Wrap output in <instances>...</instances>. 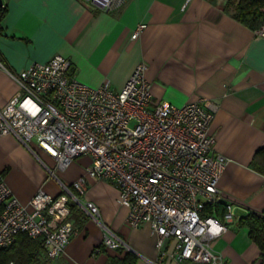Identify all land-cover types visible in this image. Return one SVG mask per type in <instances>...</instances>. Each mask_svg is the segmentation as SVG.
<instances>
[{
  "label": "crops",
  "instance_id": "0c3cea01",
  "mask_svg": "<svg viewBox=\"0 0 264 264\" xmlns=\"http://www.w3.org/2000/svg\"><path fill=\"white\" fill-rule=\"evenodd\" d=\"M1 1L0 107L17 89L9 72L55 54L68 57L74 76L90 86L108 81L120 89L144 62L154 100L215 104L209 129L214 152L227 158L219 187L234 218L212 249L226 264H256L260 250L239 219L264 210V173L258 170L264 154L254 158L264 147V36L234 16L236 0H125L111 9L88 0ZM139 23L145 26L133 38ZM89 162L80 155L51 174L14 134H0V174L23 203L39 188L58 194L61 184L83 175ZM72 193L78 201L69 199L78 210L68 217L74 234L65 253L46 259L42 250L35 264H109L127 250L137 256L135 264H189L159 257L148 222L128 224V208L118 202L112 182L87 177L83 192ZM86 201L97 205L100 222L80 205ZM106 228L122 247L104 246Z\"/></svg>",
  "mask_w": 264,
  "mask_h": 264
},
{
  "label": "built area",
  "instance_id": "2783aa9c",
  "mask_svg": "<svg viewBox=\"0 0 264 264\" xmlns=\"http://www.w3.org/2000/svg\"><path fill=\"white\" fill-rule=\"evenodd\" d=\"M88 1L111 9L125 0ZM144 26L137 24L131 36L136 37ZM254 32L264 36V23ZM145 70L146 64L139 62L123 87L114 89L108 81L97 86L79 81L71 60L63 55L32 61L9 72L17 89L0 107V134H14L51 174L87 155L90 162L71 188L82 193L87 177L112 182L118 202L128 208V224H150L160 258L226 264L212 249L213 241L234 218L230 202H225L221 217L213 206L223 201L219 179L227 163L224 155L214 152L209 129L216 106L154 100ZM71 188L61 184L58 194L39 188L23 203L0 174V249L25 232L40 239L46 259L64 254L74 234L68 218L69 196L78 201ZM80 205L100 222L95 203ZM208 205L211 214L205 213ZM101 242L110 249L123 245L107 228Z\"/></svg>",
  "mask_w": 264,
  "mask_h": 264
},
{
  "label": "trees",
  "instance_id": "16d2710c",
  "mask_svg": "<svg viewBox=\"0 0 264 264\" xmlns=\"http://www.w3.org/2000/svg\"><path fill=\"white\" fill-rule=\"evenodd\" d=\"M4 13V6H0V21ZM234 16L251 29L259 28L264 23V0H236ZM258 154H264V147L255 153L254 158H257ZM258 168L264 173V165L258 166ZM68 186L71 188V185ZM71 190L74 189L71 188ZM68 206L69 215L74 216L78 210L77 204L69 199ZM213 206L215 214L221 217L225 211V202L221 201ZM205 213H213L211 205L206 207ZM239 222L247 227L250 239L258 246L260 258L264 260V210H251L241 217ZM42 250L39 238H33L25 232H19L9 247L0 249V264H8L9 261H13L14 264H35L37 254ZM136 259L137 256L132 251L127 250L121 258L112 257L109 264H135Z\"/></svg>",
  "mask_w": 264,
  "mask_h": 264
},
{
  "label": "water",
  "instance_id": "95a60500",
  "mask_svg": "<svg viewBox=\"0 0 264 264\" xmlns=\"http://www.w3.org/2000/svg\"><path fill=\"white\" fill-rule=\"evenodd\" d=\"M2 3V1L0 0V4Z\"/></svg>",
  "mask_w": 264,
  "mask_h": 264
}]
</instances>
